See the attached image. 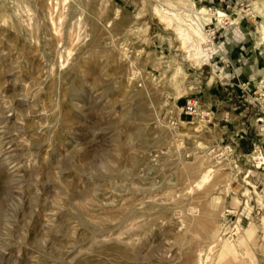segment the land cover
I'll return each instance as SVG.
<instances>
[{"label":"rangeland","instance_id":"obj_1","mask_svg":"<svg viewBox=\"0 0 264 264\" xmlns=\"http://www.w3.org/2000/svg\"><path fill=\"white\" fill-rule=\"evenodd\" d=\"M165 1L0 0V264H264V168L202 94L264 45V0L181 2L209 66Z\"/></svg>","mask_w":264,"mask_h":264},{"label":"crops","instance_id":"obj_2","mask_svg":"<svg viewBox=\"0 0 264 264\" xmlns=\"http://www.w3.org/2000/svg\"><path fill=\"white\" fill-rule=\"evenodd\" d=\"M259 43L256 41V44ZM227 81L228 85H225L227 82L218 80L215 83L209 80L206 82L202 89L206 112L207 115L215 114L217 123L221 124L223 120L226 122L222 126V138L235 141L237 155L244 156L249 160L248 166H253L251 160L258 151L264 159V97L260 99L263 104L258 102L259 106L255 101L249 103L244 100L245 93L239 84L248 83L251 91L247 100L249 97L258 100L264 95V45L249 46L248 55L235 57L233 70L228 73ZM255 94L257 96L253 97ZM228 113H231L230 121L225 119ZM261 117L262 122L259 121ZM253 169L251 171L258 176L259 171Z\"/></svg>","mask_w":264,"mask_h":264},{"label":"bare ground","instance_id":"obj_3","mask_svg":"<svg viewBox=\"0 0 264 264\" xmlns=\"http://www.w3.org/2000/svg\"><path fill=\"white\" fill-rule=\"evenodd\" d=\"M182 1L183 0H166L164 4L167 5L168 8L164 9L162 19L170 17V20H164V22L166 25H173V23H175L174 29L183 40V46L189 50H193L191 54L189 53V57L192 56V60L194 58V64L197 63L201 65L209 61L212 52L217 51L213 46L212 40L203 33L204 31H201L202 27L199 24L200 14H204L206 9L202 8L200 10H195L193 7L194 4H190L186 1L185 5L182 6ZM217 13L219 18L226 17V14L222 10H218ZM197 112L201 114L206 113L203 108L200 109V107L197 108Z\"/></svg>","mask_w":264,"mask_h":264},{"label":"built area","instance_id":"obj_4","mask_svg":"<svg viewBox=\"0 0 264 264\" xmlns=\"http://www.w3.org/2000/svg\"><path fill=\"white\" fill-rule=\"evenodd\" d=\"M205 31H206L207 35H211L212 38H213V36L215 34L214 28L205 29ZM239 85H240L241 90L245 93L244 100L248 101L249 103L254 102L255 101L254 98L252 100H247L248 95H249V93L251 91V89L248 87V83L242 82ZM198 107H199V102H198L197 99L188 98V99H186L185 104L181 107V112H183L186 115L192 116L195 113H197V108ZM259 121L262 122V117L259 118ZM261 129H263V128H261ZM235 146H236V143L233 144L232 148H230L229 145H225L223 147L222 151L221 150L218 151L216 153V155L219 156V157H224L225 154H228V155L232 154V152L235 150ZM254 151L256 152V148H255ZM252 158H253L254 164L256 165V168H258L260 166H261V168H264V161L263 162L259 161L260 159H263V155L262 154H260V156H259V151ZM246 175L248 176L247 172H246Z\"/></svg>","mask_w":264,"mask_h":264}]
</instances>
